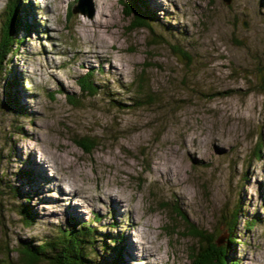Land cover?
I'll use <instances>...</instances> for the list:
<instances>
[{"label": "rangeland", "instance_id": "374dc122", "mask_svg": "<svg viewBox=\"0 0 264 264\" xmlns=\"http://www.w3.org/2000/svg\"><path fill=\"white\" fill-rule=\"evenodd\" d=\"M144 3L149 29L120 0L19 3L31 30L9 68L17 88L0 81L2 252L87 224L98 261L107 244L121 245L126 264H193L203 239L224 243L239 211L228 256L264 264V0ZM11 4L0 0V31ZM86 74L101 87L94 98L81 94ZM9 96L25 116L10 115ZM12 126L23 132L9 139ZM88 136L98 143L90 154L75 142ZM21 205L35 217L30 228Z\"/></svg>", "mask_w": 264, "mask_h": 264}, {"label": "trees", "instance_id": "16d2710c", "mask_svg": "<svg viewBox=\"0 0 264 264\" xmlns=\"http://www.w3.org/2000/svg\"><path fill=\"white\" fill-rule=\"evenodd\" d=\"M19 3H21V0H12V4L8 9L7 20L4 22L0 31V81L6 80L15 89L17 88L18 82L17 79L11 81V79L7 78L9 76V68L25 43V38L22 35L31 30V25L28 23L27 18L20 12L21 8ZM120 4L124 8L126 17L132 18L135 26L137 25L141 28L147 27L149 29L152 28V24L156 23L153 16L154 13L151 14L145 9L144 0H120ZM69 13H74L73 8L69 10ZM261 76L264 83V68L261 70ZM78 83L81 94L86 97L94 98L101 92V87L95 84L93 75L86 74L82 76ZM70 102L71 104H79L81 100L74 98L70 99ZM19 104L16 98H10L6 106L7 110L11 111L10 115L14 114L16 118L26 115V111ZM15 122L17 123V121ZM11 129L13 131L11 135L5 133V136L9 139H12L15 134L23 132L21 128L15 130V126H12ZM75 142L77 147L81 148L87 154L92 153L98 146L96 137L92 136L81 137L76 139ZM20 174H24L23 177L31 176L26 171ZM5 177L6 172L3 168V161L0 159V187L6 185ZM14 191L12 194L15 197H19L15 189ZM180 213L181 215L183 214L182 212ZM238 213L239 211L230 219L227 237L224 243L219 245L217 242L218 235H213L214 237L210 239H203L206 247H199L194 251L193 264H241L239 261L236 263V260H231L228 256L233 251V246L237 245L240 240L236 229L238 220L240 219V214ZM19 214L22 216L23 222L28 228L32 227L36 222L29 205H21ZM184 217L189 220L186 215ZM190 229L189 234L194 238H203L201 232H198L194 227H190ZM95 233L96 229L91 227V225L77 224L74 227L69 226L60 229L53 238H45L40 241L41 243L19 240L17 243L18 248L9 250L7 254L2 252L0 246V254L8 258V262H5L6 257H3V259L0 257V264H126L124 260L125 254L123 253L121 245H116L111 250L105 243L106 249H103L104 252L108 255H112L113 253L116 255L113 260L111 257L107 258L106 254L101 256L100 261L97 260V257H93L95 252L89 251L88 248L92 250V246L96 242ZM87 245L92 246L88 247ZM12 253L18 255V262H14L10 258ZM232 261H235V263Z\"/></svg>", "mask_w": 264, "mask_h": 264}, {"label": "bare ground", "instance_id": "6f19581e", "mask_svg": "<svg viewBox=\"0 0 264 264\" xmlns=\"http://www.w3.org/2000/svg\"><path fill=\"white\" fill-rule=\"evenodd\" d=\"M96 48H99V46H95ZM108 161H106L105 163H107ZM127 162V161H126ZM109 163H110V161H109ZM122 169V168H121ZM120 169V170H121ZM123 170H125V169H123ZM118 172V171H117ZM122 173V172H121ZM78 185V184H77ZM81 186V185H80ZM84 186V185H83ZM78 187V186H77ZM89 188V187H88ZM87 188V189H88ZM136 188V187H135ZM139 188V187H138ZM72 189H73V191L75 192V191H78L77 190V188H76V186H73L72 187ZM90 189V188H89ZM98 190H100L101 192H104V193H107V190L104 188H102V186H101V184H99L98 185ZM81 192V191H80ZM136 192V191H135ZM88 193H90V192H88ZM89 195H91V194H89ZM117 195V194H116ZM119 196V195H118ZM121 198H122V196H121ZM116 201H120V199H116ZM128 201V200H127ZM118 205H120V202H116ZM135 211V212H138L139 211V209H138V207L136 206H134L131 202L128 204V207H126V212H128V214H130L129 216L130 217H132V213L131 212H133V211ZM159 228H161L162 229V227H159ZM149 243H150V248H154V250L158 253V251L156 250V244H155V242H154V239H149V241H148ZM144 254H146L147 256L148 255H152L151 254V251L150 250H148V249H146L145 250V252H144ZM159 254V253H158Z\"/></svg>", "mask_w": 264, "mask_h": 264}, {"label": "water", "instance_id": "95a60500", "mask_svg": "<svg viewBox=\"0 0 264 264\" xmlns=\"http://www.w3.org/2000/svg\"><path fill=\"white\" fill-rule=\"evenodd\" d=\"M223 1H224L227 5H231L233 0H223ZM73 12L75 13V12H85V11H83L81 8H78L77 10H76V9L73 10ZM83 14H88V17L92 18L93 15H94V11H93L92 9H90L89 12L87 11V13H83ZM246 26H247V25H246ZM220 244H221V242H219V245H220Z\"/></svg>", "mask_w": 264, "mask_h": 264}]
</instances>
